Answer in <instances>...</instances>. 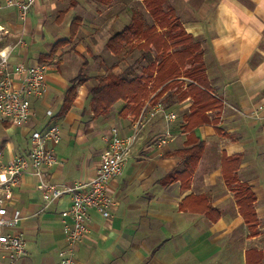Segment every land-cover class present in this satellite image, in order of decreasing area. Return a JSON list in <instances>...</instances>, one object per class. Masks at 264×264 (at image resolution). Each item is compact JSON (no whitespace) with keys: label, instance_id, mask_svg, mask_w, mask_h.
<instances>
[{"label":"crops","instance_id":"1","mask_svg":"<svg viewBox=\"0 0 264 264\" xmlns=\"http://www.w3.org/2000/svg\"><path fill=\"white\" fill-rule=\"evenodd\" d=\"M135 1L37 0L26 23L14 8L0 11V24L11 32L3 36L0 46L11 48L14 65L38 62L60 39L71 37L74 18H83L74 40L47 58L52 62L47 90L32 99L31 119L25 126L0 123L4 162L28 151L33 131L58 122L64 136L54 145L60 163L47 170V179L69 185L84 182L94 177L100 165L106 132L111 134L117 128L122 135L131 133L137 114L126 101H117L104 114L94 113L91 78L78 81L71 107L61 111L72 80L80 74L82 64L77 56L95 65L101 56L113 55L108 41L131 21ZM241 3L254 7L251 0ZM167 4L174 8L185 31L200 43L208 79L223 100V109L211 111L212 121L195 129L206 146L190 180L182 177L186 169L182 150L187 146L183 115L191 99L169 107L180 117L171 124L174 137L166 145L155 141L165 130L164 120L157 118L147 125L124 173L110 182L116 200L112 217L90 210V231L74 249L75 264H248L250 249H258L264 256V77L258 78L252 71L264 63V41L257 47L255 36L243 29L234 44L226 45L217 38V18L230 6L229 0H167ZM65 10L59 22L60 12ZM28 35L35 43L43 35L52 42L31 51L25 41ZM237 153H243L237 175L256 194L259 230L255 234L240 212L236 183L223 170L224 155ZM70 202V195H65L49 210L41 211L38 177L32 168L23 175L9 199V210L22 212L23 220L12 229L24 234L29 253L15 264H59L67 246L61 212Z\"/></svg>","mask_w":264,"mask_h":264},{"label":"built area","instance_id":"2","mask_svg":"<svg viewBox=\"0 0 264 264\" xmlns=\"http://www.w3.org/2000/svg\"><path fill=\"white\" fill-rule=\"evenodd\" d=\"M37 0H0V11L14 8L19 18L26 23L30 10ZM10 30L0 24V40L9 35ZM19 43L23 42L21 35ZM10 47L0 46V123L25 126L34 115L32 99L41 97L47 90L49 64L35 62L31 65L11 64ZM263 106H259L262 109ZM177 110L163 103L148 101L141 113L133 119L131 133L122 135L117 128L106 137L107 146L101 155L100 165L90 180L74 184L52 183L47 179V170L60 163L54 145L61 143L62 127L50 123L31 134L28 151L14 155L7 162L0 153V264H15L28 255V242L22 232L13 231L22 220L20 210H9V199L19 186L25 173L32 168L38 177V187L42 191L41 211L49 210L65 195H70V205L61 214L67 246L59 264H75L74 249L89 233L90 210L95 209L104 218L112 217L116 200L109 185L113 178L124 173L135 145L141 139L147 125L157 118L165 122V130L155 137V141L166 145L174 137L171 124L177 121Z\"/></svg>","mask_w":264,"mask_h":264},{"label":"trees","instance_id":"3","mask_svg":"<svg viewBox=\"0 0 264 264\" xmlns=\"http://www.w3.org/2000/svg\"><path fill=\"white\" fill-rule=\"evenodd\" d=\"M148 11L154 18L153 23L143 16H137L134 10L131 21L125 25L123 30L116 32L108 41V48L114 56L129 53L134 47L141 51V56L147 58V65L141 73L133 71L129 65L123 72L116 71L117 64L98 78L97 83L91 88L92 105L96 115L108 112L119 100L127 102L130 110L137 116L143 110L147 101L152 103H163L166 107L176 105L188 98L192 101L188 112L183 115L187 132L186 147L182 150L186 158V169L183 172L185 180H190L191 175L197 167L205 150V142L196 135L195 129L212 121L209 111L220 112L223 109V100L213 91L204 63L201 45L195 41L193 36L187 33L182 25H175L171 16L175 15L174 8L164 11L167 0H143ZM66 10L61 11L58 21L62 22ZM171 15V16H170ZM83 18L77 16L71 24V37L60 39L49 54H45L39 60L46 62L52 58L55 52L78 33ZM179 29L166 37L164 32H159L158 27L166 29ZM195 41V42H194ZM182 49L173 50L182 46ZM156 50L158 58H153L152 51ZM200 51V52H199ZM130 73V74H129ZM187 75L191 82L182 89L183 75ZM80 74L72 80V85L67 91L66 100L61 112L66 111L72 105L77 92V83ZM82 81V80H81ZM126 106V107H127ZM243 160V153L231 156L224 155L223 170L227 178L236 183V198L240 212L249 223L252 233H257L258 216L255 210L256 194L247 182H241L238 177V169ZM248 264H263V253L257 249L247 252Z\"/></svg>","mask_w":264,"mask_h":264},{"label":"rangeland","instance_id":"4","mask_svg":"<svg viewBox=\"0 0 264 264\" xmlns=\"http://www.w3.org/2000/svg\"><path fill=\"white\" fill-rule=\"evenodd\" d=\"M133 4H134L133 10H136L135 12H136L137 16H140V15L143 16L148 21V23H150V24L154 22V18L151 15V13L148 11V9L145 5V2L143 0H136L135 2H133ZM168 9H169V7H168V4L166 2L164 5V11L168 12ZM175 15H176V12H175ZM171 18H172V22L175 23V25H179L182 27V22L177 15L171 16ZM157 30L159 32H164L166 37L171 36L173 34V32L179 33L181 31L179 29H171L170 30V26L167 27L166 29H162V28L158 27ZM33 40L34 39H33L32 35L25 36V41L30 46L31 51L38 48V47H39V49H41V46H46L47 43L52 42V40H50V38H46L45 35H43V37H40L39 42L37 41V43H35ZM182 47H183V45L180 47H177V48L175 47V48H173V50L182 49ZM40 51H43V50H40ZM152 52H153L152 53L153 58H158L157 56H159V55H158L157 51L153 50ZM85 54H86V52H85ZM101 57H102V59L101 60L99 59L95 65H90L89 59H86V62L84 63V60H83L84 58L77 56V59L82 64L81 69H80V80L85 81V80L91 78L92 83L96 84L98 78L102 75H105L111 69V66L114 63L117 64L116 71L119 73L123 72L129 65H131L133 67V71L139 74V73H141L142 68L144 66H146L147 62H148L147 58L141 56V51L137 47H134L132 50H129V53H126V54L121 55V56L110 55L108 57V56L103 55ZM86 58H89V57H86ZM46 63H48L50 66V64L52 62L50 61V59H47ZM204 63H205V60H204ZM205 66H206V63H205ZM180 80L182 81V84H181L182 89H184L191 82V79L189 77H187V75H185V74L182 76V78H180ZM210 112L211 111L208 112L209 115L211 114ZM56 123H58V122H56ZM58 124L61 125L60 123H58ZM62 131H63V129H62ZM110 132L111 131L109 130L108 132H106L105 135H110ZM62 136H63V132H62ZM255 210H256V208H255ZM256 226H257V231H258L259 230V223L258 222H257Z\"/></svg>","mask_w":264,"mask_h":264},{"label":"clouds","instance_id":"5","mask_svg":"<svg viewBox=\"0 0 264 264\" xmlns=\"http://www.w3.org/2000/svg\"><path fill=\"white\" fill-rule=\"evenodd\" d=\"M251 3L254 7L248 8L241 0H229L230 6L223 10L222 16H218L217 38L226 45L241 39L237 35L241 29L255 36L257 47L264 41V0H251ZM252 71L258 78L264 77V63L258 64ZM261 83L264 84V80Z\"/></svg>","mask_w":264,"mask_h":264}]
</instances>
